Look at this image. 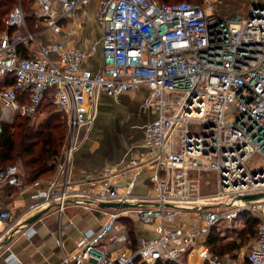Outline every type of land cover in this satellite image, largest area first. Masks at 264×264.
I'll use <instances>...</instances> for the list:
<instances>
[{
  "label": "built area",
  "instance_id": "1",
  "mask_svg": "<svg viewBox=\"0 0 264 264\" xmlns=\"http://www.w3.org/2000/svg\"><path fill=\"white\" fill-rule=\"evenodd\" d=\"M90 1L35 0L39 33L30 32L20 5L6 20L15 31H0V81L14 77L0 90V135L17 118L37 120L47 100L68 125L60 184L30 185L31 201L19 214L0 210L7 225L0 241L45 207L62 212L74 204L94 209L103 221L82 234L64 264H187L194 253L203 264H222L206 244L211 229L239 228L247 215L264 214V201H241L264 193V0H252L245 19L223 17L224 0H102L100 45L70 47L61 22ZM47 32L54 37L41 44ZM99 48L103 63L94 72L85 63ZM143 90L142 111L156 116L144 126L146 153L88 177L87 190L76 189L70 166L81 130L98 118L102 95ZM143 174L149 184L138 193ZM14 188H26L21 169H0V194ZM132 217L152 233L136 249L129 248L123 223ZM246 262L264 264V221Z\"/></svg>",
  "mask_w": 264,
  "mask_h": 264
},
{
  "label": "crops",
  "instance_id": "2",
  "mask_svg": "<svg viewBox=\"0 0 264 264\" xmlns=\"http://www.w3.org/2000/svg\"><path fill=\"white\" fill-rule=\"evenodd\" d=\"M237 1L239 2L237 5L239 10L236 15L242 14L246 9L250 10L252 0ZM101 2L102 0H91L88 6L78 9L72 17L61 22L67 45L78 49L90 48L95 44L100 45L103 36V29L98 22ZM42 27L41 21L40 28L36 33H39ZM40 37L41 44H46L52 40L54 35L52 32H47ZM23 50L25 55L27 51L24 48ZM102 63L103 56L99 48L86 61L85 66L97 72ZM147 95L148 92L144 90L135 93L126 92L117 99L102 95L99 115L94 123L93 135L91 134L94 142L90 141V130L82 131V129L78 138L77 150L70 166L69 180L76 189L87 190L88 186L84 184V181L88 177L107 168L118 166L133 156H143L146 153L144 126L154 121L156 117L152 113L142 111L141 105ZM117 109L123 111L122 116L114 114ZM101 112H106L107 115L98 121ZM105 118H107L108 123L109 121L110 123L114 122L115 126H105L103 124ZM62 161L63 157L60 162ZM57 179V184H60L62 179L59 168L54 175L40 181L41 187H47L50 182ZM148 184L149 175L143 174L137 192L145 193ZM30 188V185H26L24 189L14 188V191L7 195L5 194L7 189H5L0 194V210L10 209L17 214L21 213L31 201ZM38 214H41L38 219L29 222ZM36 215L28 218L21 226L9 230L4 235L5 238L0 241V264H10L8 261L10 257L16 259L17 264H64V254L75 252L82 234L90 228H96L103 221L101 214L94 209L74 204H69L62 212L57 210L55 204L47 206ZM257 218L264 221V214ZM134 221L137 242L142 236L152 235L150 228L143 226L137 220ZM5 227L7 225L0 222V234H4ZM29 228L33 229L32 235L27 234ZM125 230L129 234L127 227ZM131 243L132 238L129 248H131ZM247 252L241 256L236 252L230 256L220 257L222 264H248L246 262ZM191 257L187 264H203L197 254L194 253Z\"/></svg>",
  "mask_w": 264,
  "mask_h": 264
},
{
  "label": "trees",
  "instance_id": "3",
  "mask_svg": "<svg viewBox=\"0 0 264 264\" xmlns=\"http://www.w3.org/2000/svg\"><path fill=\"white\" fill-rule=\"evenodd\" d=\"M34 0H0V31L13 33L14 28L6 25L9 15L16 9L22 7L27 26L31 33L38 32L41 20L35 14L32 5ZM159 3H179L189 2L193 4H203L205 0H155ZM20 52L24 54L22 47ZM14 84V77L8 76L0 81V90L8 88ZM55 109L49 100L45 101L40 112L44 109ZM67 136V126L62 118V114L53 112L47 119L42 121L38 127L29 117L17 118L13 123H6L4 130L0 135V169L7 168L16 163H21L26 176L24 184L33 185L43 179L54 175L59 168L60 157L65 146ZM14 191L7 189L6 192ZM260 220L251 215L246 216L245 223L240 230V235L247 236L246 242H251L257 235ZM124 225L128 228L132 238L131 248L137 247V233L134 226L128 225L127 220H123ZM228 227L224 225L214 226L208 237L206 244L209 248L220 257L233 255L240 250L242 243L237 241H226L223 235ZM239 235V237H240ZM160 264H175L165 262Z\"/></svg>",
  "mask_w": 264,
  "mask_h": 264
},
{
  "label": "rangeland",
  "instance_id": "4",
  "mask_svg": "<svg viewBox=\"0 0 264 264\" xmlns=\"http://www.w3.org/2000/svg\"><path fill=\"white\" fill-rule=\"evenodd\" d=\"M34 3H35V0L33 1V5H32V8L34 7ZM238 1L237 0H224V3H223V5L222 6H220V14L222 15V16H224L225 18H228V17H235V16H238V17H240V18H242V19H245V18H247L248 17V14H249V10H244L243 11V13L242 14H239V15H236L237 13H238V10H239V8H237V5H238ZM34 10V9H33ZM133 93H135V92H133ZM53 112H58V113H61L62 114V118L64 119V121H65V123H66V126H67V133H68V125H67V120H66V116L62 113V112H60V111H57L56 109H50L49 110V108L47 109H44L42 112H41V114L39 115V118L37 119V120H35V121H33L34 122V125L36 126V127H38L39 126V124L42 122V121H44L45 119H47L48 117H49V115L51 114V113H53ZM114 114H118L119 116H122L123 115V111H120V110H116L115 112H114ZM122 114V115H121ZM107 115V113L106 112H101V114H100V117H99V120L98 121H100V119L101 118H104L105 116ZM107 118H105V119H103V124L106 126L107 125V127H112V126H115V123L114 122H111L110 123V121H109V123L107 122V120H106ZM102 121V120H101ZM108 123V124H107ZM124 123V122H123ZM94 126L95 125H93L91 128H85V129H83L82 131H88V130H90V135L92 134V130L94 129ZM89 135V138L91 137V140L90 141H93V138H92V135L90 136ZM94 142V141H93ZM87 143H88V141H87ZM67 136H66V141H65V146H64V148H63V151H62V154H61V157H60V161L62 160V157H63V155H64V153H65V151H66V149H67ZM255 158H257V157H255ZM60 164V163H59ZM14 165H17L20 169H21V171H22V173H23V175H24V177L26 176V173H25V171H24V168H23V166H22V164L21 163H16V164H14ZM8 193H10L9 191L8 192H5V194L7 195ZM127 220V222H128V225H130V226H134L135 225V218H129V219H126ZM224 228H225V226H224ZM240 232V230H238V228H228L227 230H226V232L223 234V235H225L224 237H226V241L227 242H230V241H237V243H242V248L240 249V250H237L236 252L238 253V255L239 256H241V255H243V254H245L246 253V251H248L249 249H250V247L251 246H249L251 243L250 242H246V239H247V236H243V235H240L241 233H239ZM239 235H240V237H239ZM236 252H235V254H236ZM192 257H191V255L189 256V260L191 259Z\"/></svg>",
  "mask_w": 264,
  "mask_h": 264
},
{
  "label": "water",
  "instance_id": "5",
  "mask_svg": "<svg viewBox=\"0 0 264 264\" xmlns=\"http://www.w3.org/2000/svg\"><path fill=\"white\" fill-rule=\"evenodd\" d=\"M241 201L244 205L246 204H252V203H257V202H262L264 201V193H260V194H254V195H247V196H243L241 198ZM101 207L103 208H119V207H130V205H119V204H103L101 205ZM41 216V214H38L36 216H34L31 220H29V222H32L36 219H38Z\"/></svg>",
  "mask_w": 264,
  "mask_h": 264
}]
</instances>
